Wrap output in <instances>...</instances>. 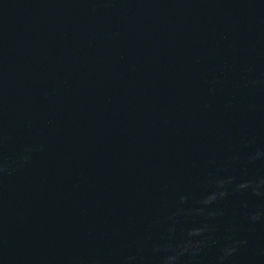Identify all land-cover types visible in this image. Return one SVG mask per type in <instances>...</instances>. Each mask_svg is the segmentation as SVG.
Listing matches in <instances>:
<instances>
[{
  "label": "water",
  "instance_id": "obj_1",
  "mask_svg": "<svg viewBox=\"0 0 264 264\" xmlns=\"http://www.w3.org/2000/svg\"><path fill=\"white\" fill-rule=\"evenodd\" d=\"M0 264H264V0H0Z\"/></svg>",
  "mask_w": 264,
  "mask_h": 264
}]
</instances>
